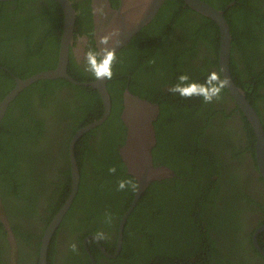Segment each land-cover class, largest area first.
I'll return each mask as SVG.
<instances>
[{"label": "trees", "instance_id": "16d2710c", "mask_svg": "<svg viewBox=\"0 0 264 264\" xmlns=\"http://www.w3.org/2000/svg\"><path fill=\"white\" fill-rule=\"evenodd\" d=\"M109 1L115 8L119 0ZM202 1L223 11L232 38L231 78L264 130V0ZM72 6L78 12L75 33L86 34L94 44L90 0ZM62 25V9L54 0H0V102L15 86L16 77L26 79L56 67ZM218 36L212 20L182 0H165L151 22L116 53L113 76L106 83L110 114L75 143L79 186L56 234L68 229L94 236L100 231L117 234L138 186L118 152L126 136L120 114L128 88L159 105L153 164L165 165L177 176L152 182L143 191L126 219L122 248L111 264H224L238 256L240 249L231 246L243 245L235 239L240 221L237 204L243 198L255 201L243 192L246 178H234L232 168L244 161L245 153L256 162L253 128L238 107L230 113L218 109L228 94L226 88L222 99L212 103L169 92L181 74L203 83L209 73L219 72ZM67 71L78 82L96 79L80 73L71 60ZM235 113L240 114V132L227 122ZM102 114L97 90L60 78L31 84L7 107L0 122V197L15 195L19 213L24 217L32 213L30 218L44 223L40 234L34 225L22 231L11 225L15 237L32 245L36 255L41 233L71 191L69 141ZM112 167L114 174L108 171ZM122 179L131 180L135 189L118 191ZM39 196L47 201L43 216L35 205ZM106 213L113 217L110 225L105 223ZM4 234L0 223V264L5 263ZM56 234L48 247L47 264H54ZM251 234L248 244L254 248ZM257 241L264 250V231ZM100 242L109 254L115 252V244L107 239ZM88 247L97 261L100 255L95 257L93 244ZM80 250L78 244L72 264H91L86 251Z\"/></svg>", "mask_w": 264, "mask_h": 264}, {"label": "water", "instance_id": "95a60500", "mask_svg": "<svg viewBox=\"0 0 264 264\" xmlns=\"http://www.w3.org/2000/svg\"><path fill=\"white\" fill-rule=\"evenodd\" d=\"M54 1L61 6L63 14V25L56 67L47 71H41L26 79L16 77L15 86L0 102V122L10 102H12L23 89L39 80H55L59 78L65 79L77 86L91 87L97 90L102 100L103 114L99 119L78 129L69 141L68 158L70 163L71 191L65 203L54 215L42 235L38 253V264H47L48 247L52 236L70 208L78 190L80 174L74 155L75 143L82 135L100 126L107 119L111 110L110 97L106 88L107 79L78 82L69 75L67 65L69 61V51L73 43L75 21L78 12L75 11L70 0ZM164 1L165 0H119L118 6L113 8L109 0H90L92 37L96 50L98 51L103 48V45L99 44V39L102 35L114 29H119L122 43L119 47H116V53L119 52L144 26L151 22ZM182 1L185 6L189 7L197 14L209 18L218 27V69L219 72L223 69L221 72L222 78L226 77L229 79L230 84L226 89L234 100V103L253 128L255 134V161L260 174L264 178V130L258 114L247 100L245 93L241 88L235 85L231 78L230 53L232 38L223 11L212 7L202 0ZM231 4H229L228 7ZM82 40L83 39H81V41ZM158 114L159 105L157 103H152L146 99L133 95L128 88H125L120 119L126 127V136L124 144L119 148L118 152L126 167V173L134 177L138 186L130 207L120 219L116 249L111 256H117L121 250L124 224L143 191L152 182L177 176L171 168L165 165L153 164L152 149L156 145L154 122ZM4 219L3 217V220H1L8 231L7 233H9L10 241H12L10 228ZM261 230H264V226H262L258 232ZM253 244L264 256V251L259 248L256 238L253 239ZM101 250L105 253L103 249ZM105 254L108 255V253ZM89 257L92 264H97L92 255Z\"/></svg>", "mask_w": 264, "mask_h": 264}, {"label": "flooded vegetation", "instance_id": "af4514ba", "mask_svg": "<svg viewBox=\"0 0 264 264\" xmlns=\"http://www.w3.org/2000/svg\"><path fill=\"white\" fill-rule=\"evenodd\" d=\"M77 1L78 0H71V3L73 4V3H76ZM118 4H119V1H118ZM90 14H91V11H90ZM89 22H90V18H89ZM91 24H92V18H91ZM75 31H76V28L74 29L73 43L71 44V49L69 51L70 52L69 61L71 60L74 63V65L79 67L80 73L83 71L86 72L84 70L85 69V53L89 49L93 50L95 48V44H92L89 42V37L86 34H81V33L76 34ZM92 36H93V32H92ZM81 39L83 40L81 41ZM69 61H68V64H69ZM67 68H68V65H67ZM86 73L89 74V72H86ZM65 89L70 94L73 93L69 89L67 88ZM230 97L231 96L229 95V93L225 94L224 101L220 104V107H218V109L223 108L227 111V113H230L235 107H237V105L234 103V100L230 99ZM227 122L230 127H234V129L235 130L237 129V132H238V129H240L241 127L240 114L239 113L233 114V116L230 117V119L227 120ZM240 131L241 129L239 130V132ZM243 159L244 161L241 164L233 165L232 173L234 175V178H239V177L246 178L245 183L247 184H245V186L243 187V192L246 194V196L253 199L256 203L255 202L250 203L249 200H247L246 198H243L237 204V207L239 208L240 221H239L238 232H237V235L235 236V239L238 241H241L243 245L238 247L232 244L231 246L235 247L236 250L240 249V252L237 254L238 256L237 257L235 256L230 263H224V264H264V256L255 248V245L253 244V239L256 238L257 240L259 233L264 231V230H261L258 232V230L262 226H264V178L260 174L256 162L254 163V160H252L248 154L245 153ZM20 191H21V187L19 184L18 193H20ZM6 195H7L6 197L4 196L0 197V223L3 225V232L5 233L3 236V241L6 242L5 252L3 253V255L1 254L2 256L1 258L4 259L5 261L4 264H18V261H19L17 260L18 258L21 259L20 264H38L39 248H38L37 255L34 254V249H33L34 247L32 245H25L24 242L21 241L20 236L15 237V234L13 233L11 225L17 226L20 231H22L23 228L27 227L28 225H34L36 228V233L40 234L41 228L43 227L44 223L42 222L38 223L37 219L30 218V215L32 213L28 217H24L21 214V212L19 213L18 205L14 201V200H17L15 198V195L10 194V193H6ZM45 200L46 199L44 197L39 196L36 198V201H35V205H36V208L38 209V213L39 215H42V216L44 213L43 210L46 208V204H47V201ZM3 217L5 218L4 220H6L8 227L10 228L11 235H12V241H10L9 235H8L9 233H7L8 231L2 222ZM49 223L47 224V226L49 225ZM47 226L45 227V229L47 228ZM57 230L58 228L55 230L52 236V239L54 238ZM43 233L41 234L43 235ZM84 233L80 234V232L68 229V230L60 231L56 234V241H55L54 251H53V256H52V260L54 264H72L73 263L76 253L72 251L70 248V245L72 244H75L76 247L78 244H80L81 245L80 253H82V250H85L90 260L89 256L92 254L88 247L89 243H92L94 246L93 251H94L95 257L100 255L97 258V261L99 262V264L100 263L101 264H111L112 263L111 260H114L117 256L116 255L111 256L113 253L109 254L106 251L105 247L101 244V242L95 239V236L93 234H87L86 232ZM250 234L252 235L251 242L254 248H252L248 244ZM107 237H108L107 238L108 242L111 245L115 244V249H116L118 231L115 237H114V234L109 235V236L107 235ZM40 242H41V239H40ZM1 244H2V241H1ZM257 244H258V241H257ZM259 248L263 250L260 246ZM101 249H103L105 253H108L109 256L103 253ZM92 257L94 258L93 255ZM11 260H12V263H11ZM210 264H214V263L210 262Z\"/></svg>", "mask_w": 264, "mask_h": 264}, {"label": "clouds", "instance_id": "9594fccd", "mask_svg": "<svg viewBox=\"0 0 264 264\" xmlns=\"http://www.w3.org/2000/svg\"><path fill=\"white\" fill-rule=\"evenodd\" d=\"M91 11V9H90ZM121 32L119 29L102 35L99 39V44L103 48L98 51L89 49L85 53V71L91 73L97 80H110L113 76L112 66L117 60L116 47L122 43ZM223 69H221V72ZM221 72H211L208 74L203 83H198L190 80L187 74H181L177 78V82L169 88V92L174 95H179L181 98L201 97L205 103H212L213 101H220L222 99L221 93L229 87L230 81L228 78H221ZM110 174L116 172V168L112 167L109 170ZM135 189L136 185L131 180L122 179L118 181L117 190L124 191L127 188ZM111 213L105 214V223L111 224ZM107 235L103 232H97L95 239L97 241L107 239ZM72 251H76V245H70Z\"/></svg>", "mask_w": 264, "mask_h": 264}, {"label": "bare ground", "instance_id": "6f19581e", "mask_svg": "<svg viewBox=\"0 0 264 264\" xmlns=\"http://www.w3.org/2000/svg\"><path fill=\"white\" fill-rule=\"evenodd\" d=\"M238 64V63H237ZM259 64V63H258ZM241 67V66H240ZM237 85V84H236ZM248 95V94H247ZM231 99V98H230ZM227 102V101H226ZM238 110V109H237ZM233 111V110H232ZM156 182V181H155ZM154 183V182H153ZM151 184V183H150ZM236 210V209H235ZM242 210V209H241ZM226 220V219H225ZM127 222V221H126ZM223 222V221H222ZM125 228V227H124ZM244 228V227H243ZM122 248V246H121Z\"/></svg>", "mask_w": 264, "mask_h": 264}]
</instances>
